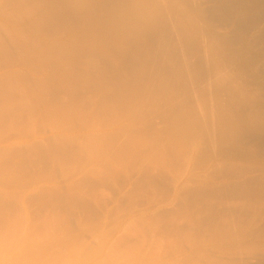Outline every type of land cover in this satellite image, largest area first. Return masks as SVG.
<instances>
[{
  "label": "bare ground",
  "instance_id": "6f19581e",
  "mask_svg": "<svg viewBox=\"0 0 264 264\" xmlns=\"http://www.w3.org/2000/svg\"><path fill=\"white\" fill-rule=\"evenodd\" d=\"M165 1L171 3L170 0H162L164 4L159 0H0V178L22 176L20 173L27 164L41 168L37 173L40 182L24 194L12 195L0 189L1 208H9L12 200L24 208L27 201L33 200L62 206L86 203V195L116 180L117 172L111 164L113 154L119 155L130 145L132 140L126 133L130 121L146 112L150 94L168 89L169 78L159 76L155 67L171 56L169 51L176 39L183 45L188 40L187 25L178 24L177 28L176 19L174 23L170 21V14L179 5H165ZM181 12L185 18L186 13ZM173 71L170 76L176 81L177 75H182ZM166 95L154 96L164 101ZM168 96L163 103L167 107L164 115L184 114L188 108L175 99L179 95H173L174 99ZM160 105L157 102L156 109H162ZM83 153L96 166L83 169L81 179L59 182L56 171ZM242 184L246 185L244 188L248 186ZM21 221L3 217L0 238L12 237L16 233L12 230L16 226L13 222ZM64 221L43 220L44 231L34 232L30 240L26 232L20 241L4 248L8 255L1 264H62L75 248L70 239H59L56 229L62 236L69 232L70 227ZM127 221L115 220L102 247L84 264H264V220L218 223L214 220L216 223L205 224L186 220L190 221L184 223L187 225L180 220L174 225L175 220H168L170 223L167 221L166 225H172L169 229L163 224L158 227L160 220L130 221L133 227L149 224L151 237L147 235V227L146 231L143 228L136 233L129 225L125 226Z\"/></svg>",
  "mask_w": 264,
  "mask_h": 264
},
{
  "label": "rangeland",
  "instance_id": "374dc122",
  "mask_svg": "<svg viewBox=\"0 0 264 264\" xmlns=\"http://www.w3.org/2000/svg\"><path fill=\"white\" fill-rule=\"evenodd\" d=\"M170 1H165V5L170 3L180 8L169 19L172 23L178 21L174 23L177 28L178 24L187 25L188 40L183 45L176 39L169 51L171 56L167 55L168 59L163 58L155 67L159 76L169 78L168 89L150 94V105L145 107L151 106L149 111L146 109L147 113L130 121L126 131L132 140L130 145L119 155L113 154L115 159L111 164L117 172L116 180L86 195V203L62 206L33 200L27 201L24 208L12 200L9 208L0 207V220L3 217L22 220L13 222L16 226L12 230L16 233L12 237L0 238V264L8 255L3 251L5 247L20 241L26 232L30 240L34 232L44 231L43 220H65L70 227L64 236L56 229L59 239H70L75 246L62 264H84L93 257L106 241L107 231L115 220H128L125 226L132 225L133 220H156V223L160 220L158 227L162 224L167 227L168 220H175L174 225L179 220L182 225L191 220L196 224L214 220H264V0ZM181 11L186 13L185 18ZM211 48H216V52ZM173 70L182 75H177L176 81L170 76ZM154 95H179L175 99L185 103L187 116L164 115L167 107L163 103L167 98L158 101L160 97ZM157 102L162 104L159 106L162 109H156ZM35 166L27 164L24 173L20 170V177L0 178V189L20 196L37 186L41 168ZM94 166L96 162L83 153L76 161L64 163L56 171V177L63 183L76 181L84 176L83 169ZM238 183L250 186L244 188L246 185L242 184L238 188ZM142 225L130 228L133 232L143 228L146 231L149 224ZM169 225L168 229L172 226ZM147 232L149 237L150 229Z\"/></svg>",
  "mask_w": 264,
  "mask_h": 264
}]
</instances>
